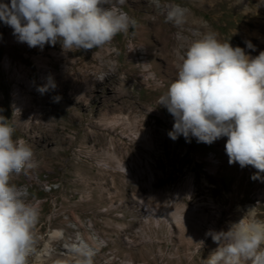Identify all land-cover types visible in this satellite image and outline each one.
Masks as SVG:
<instances>
[{"label": "rangeland", "instance_id": "374dc122", "mask_svg": "<svg viewBox=\"0 0 264 264\" xmlns=\"http://www.w3.org/2000/svg\"><path fill=\"white\" fill-rule=\"evenodd\" d=\"M111 4L136 23L92 50L30 48L0 22V116L37 162L11 179L39 204L28 264H76L71 249L82 241L92 264H206L218 247L206 232L264 220V179L228 163L227 137L172 140L174 119L158 100L205 33L252 57L264 51V0ZM176 7L180 24L168 19ZM50 82L55 88L37 91ZM145 133L150 146L138 138Z\"/></svg>", "mask_w": 264, "mask_h": 264}, {"label": "clouds", "instance_id": "9594fccd", "mask_svg": "<svg viewBox=\"0 0 264 264\" xmlns=\"http://www.w3.org/2000/svg\"><path fill=\"white\" fill-rule=\"evenodd\" d=\"M183 14L176 7L168 19L180 24ZM0 22L30 48L59 43L64 52L104 47L136 23L111 0H10L0 2ZM246 45L255 50L251 42ZM176 67L177 78L158 100L174 119L168 136L174 141L191 136L209 145L227 137L228 163L252 166L257 170L252 179H264V51L252 57L208 32L191 42ZM49 87L55 83L37 91L43 94ZM15 133L9 119L0 116V264H28L40 214L27 191L11 183L13 174L37 167L33 148L14 139ZM206 236L218 244L206 264H264V220L243 217L227 231L209 230ZM71 250L79 257L76 264H92L86 243Z\"/></svg>", "mask_w": 264, "mask_h": 264}, {"label": "bare ground", "instance_id": "6f19581e", "mask_svg": "<svg viewBox=\"0 0 264 264\" xmlns=\"http://www.w3.org/2000/svg\"><path fill=\"white\" fill-rule=\"evenodd\" d=\"M138 138L139 139H142V140H144V141H146L147 142V144L150 146L151 144H152V137H151V135H149V134H141L140 136H138ZM116 159H118L117 158V156H115V155H112V157H111V161H113V160H116ZM119 166H120V168L123 170V171H125V173H128L129 174V170L125 167V165L123 164V163H121V162H119ZM120 169V170H121ZM150 177L151 178H154V175L151 173V175H150ZM85 243V242H84Z\"/></svg>", "mask_w": 264, "mask_h": 264}]
</instances>
